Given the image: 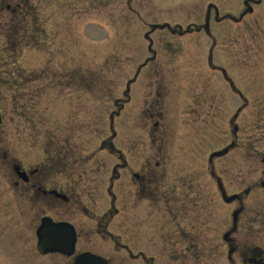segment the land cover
<instances>
[{"label":"rangeland","instance_id":"1","mask_svg":"<svg viewBox=\"0 0 264 264\" xmlns=\"http://www.w3.org/2000/svg\"><path fill=\"white\" fill-rule=\"evenodd\" d=\"M40 2V32L29 29L26 33L0 36V63H6L4 70L8 72L7 90L0 87V264H73L75 255L67 258L59 254H37L35 232L40 213L33 194L13 186L10 167L33 169L41 161L59 154L66 158L74 151L95 156V162L104 161L106 165L99 175L110 177L111 152L102 143L112 137L110 117L115 111L114 103L127 98L124 97L126 85L145 59L153 57L151 53H157V61L142 70L136 85L129 87L127 96L132 101L122 112V144L128 143L125 138L129 135L126 132L129 125L145 121L140 113L145 93L165 92L164 120L174 122L171 98L196 89V121L200 123L196 125V135L199 134L200 143L193 150L195 143L190 141L179 153L206 154L223 148L227 141L224 127L227 128L241 102L230 95L221 75L208 67V58H212L214 67L225 71L233 89L247 90L249 108L234 124L264 125V6L236 25L223 19V15L241 9L240 0ZM207 5L218 9L219 18L223 19L216 24L214 14H210L208 36L201 32L173 37L158 32L149 36L152 42L149 47L144 38L147 26L165 23L187 31L186 27L194 25L197 31L204 25ZM36 21L37 18L34 24ZM16 23L10 20V25ZM26 24L34 25L32 19ZM2 84L5 86V82ZM162 85L167 88L160 90ZM179 119L182 123L190 121L186 113ZM65 125H81V136L77 135L65 146L52 144L55 137H66L64 133L70 127ZM179 128L182 131L177 133L178 137L182 133L181 137L187 139V126L179 125ZM174 131L169 130L171 138ZM138 133V138L145 134L137 129ZM192 169L186 162L176 168L187 175ZM105 185L108 186L107 181ZM99 203V210L91 209L93 214L99 211L100 216L109 203L106 198H101ZM192 214L189 219L193 218ZM109 232L113 233L112 225ZM157 245L159 242L154 241V264H163V258L154 252ZM84 250L105 259L107 264H140L124 255L119 257L108 240H81L76 252L81 254Z\"/></svg>","mask_w":264,"mask_h":264},{"label":"flooded vegetation","instance_id":"2","mask_svg":"<svg viewBox=\"0 0 264 264\" xmlns=\"http://www.w3.org/2000/svg\"><path fill=\"white\" fill-rule=\"evenodd\" d=\"M40 1L0 0V36L3 38L10 32L38 33ZM240 2L241 9L223 15L230 16L228 21L232 24H242L264 6V0ZM244 12L246 15L240 22L234 21L235 15L239 18ZM211 13L214 23H221L218 9L207 5L204 25L197 31L194 25L182 31L180 26L163 23L147 26L144 38L151 47L149 36L158 32L173 37L201 32L208 36ZM36 18L38 21L34 24ZM31 19L33 26L26 24ZM10 20L18 24L10 25ZM147 51L152 52L150 48ZM151 55L153 57L145 59L131 83L126 85L124 97L127 98L114 103L115 111L110 117L112 137L102 143L111 152L110 177L105 179L99 175L106 165L104 161L98 163L93 155L73 151L66 158L59 154L41 161L33 169L12 165L13 186L28 189L33 194L40 213L38 227L49 220L73 229L76 255L79 241L98 238L110 241L119 257L124 255L140 264H154V241L159 242L154 252L163 258V264H264V125L234 124L249 108L246 88L242 92L233 89L225 71L214 67L212 58L207 59L208 67L221 75L230 95L241 102V107L227 122V128L223 125L227 141L219 150L206 154L179 153L190 141L195 143L193 150L196 143H200L199 134L196 135V125L200 124L196 121V89L171 98L170 106L175 107L174 122L164 120L165 92L145 93L140 103L145 121L129 125L126 131L129 135L125 138L128 143L122 144V112L132 101L127 96L129 87L136 85L142 70L157 61V53ZM6 66L3 61L0 63L1 90L3 87L7 90ZM164 88L167 87L162 85L160 90ZM184 113L190 121L182 123L179 117ZM1 120L0 115V126ZM179 125L187 126V139L181 137L182 133L178 137L177 133L182 131ZM65 126L70 127L65 129L68 130L64 133L66 137H55L52 144L65 146L77 135L81 136V125ZM137 129L144 131L143 137L138 138ZM170 129H175L172 138ZM212 134L215 136V131ZM195 135L196 138H192ZM228 147L226 154L211 158L213 153ZM182 162L193 168L191 174L176 170L182 167ZM101 198H106L109 204L99 216V211L93 214L91 208L99 210ZM190 214L194 215L191 219ZM111 225L113 233L109 232Z\"/></svg>","mask_w":264,"mask_h":264},{"label":"water","instance_id":"3","mask_svg":"<svg viewBox=\"0 0 264 264\" xmlns=\"http://www.w3.org/2000/svg\"><path fill=\"white\" fill-rule=\"evenodd\" d=\"M244 15H246V12L240 16L237 22ZM229 148L212 154L211 158L226 154ZM36 238V251L40 256L59 254L70 258L75 254L76 238L73 229L69 225L53 224L49 220H44L36 231ZM73 264H107V261L91 253H82L74 257Z\"/></svg>","mask_w":264,"mask_h":264},{"label":"trees","instance_id":"4","mask_svg":"<svg viewBox=\"0 0 264 264\" xmlns=\"http://www.w3.org/2000/svg\"><path fill=\"white\" fill-rule=\"evenodd\" d=\"M18 23H16L15 25H17Z\"/></svg>","mask_w":264,"mask_h":264}]
</instances>
